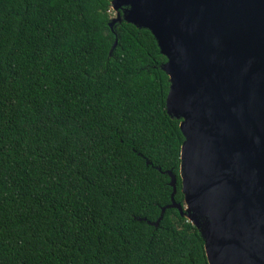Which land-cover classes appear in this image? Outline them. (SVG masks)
<instances>
[{
  "label": "trees",
  "instance_id": "obj_1",
  "mask_svg": "<svg viewBox=\"0 0 264 264\" xmlns=\"http://www.w3.org/2000/svg\"><path fill=\"white\" fill-rule=\"evenodd\" d=\"M112 1L0 0V264H210L166 207L171 174L185 199L167 57L110 26Z\"/></svg>",
  "mask_w": 264,
  "mask_h": 264
},
{
  "label": "water",
  "instance_id": "obj_2",
  "mask_svg": "<svg viewBox=\"0 0 264 264\" xmlns=\"http://www.w3.org/2000/svg\"><path fill=\"white\" fill-rule=\"evenodd\" d=\"M112 6L125 8L111 27L125 20L150 30L167 57L166 107L185 137V199L175 201L171 174L166 207L199 229L210 264H264V0H113Z\"/></svg>",
  "mask_w": 264,
  "mask_h": 264
},
{
  "label": "bare ground",
  "instance_id": "obj_3",
  "mask_svg": "<svg viewBox=\"0 0 264 264\" xmlns=\"http://www.w3.org/2000/svg\"><path fill=\"white\" fill-rule=\"evenodd\" d=\"M192 214V213H191ZM190 218L195 221L197 224H200L197 217L195 215H190Z\"/></svg>",
  "mask_w": 264,
  "mask_h": 264
},
{
  "label": "rangeland",
  "instance_id": "obj_4",
  "mask_svg": "<svg viewBox=\"0 0 264 264\" xmlns=\"http://www.w3.org/2000/svg\"><path fill=\"white\" fill-rule=\"evenodd\" d=\"M112 9H113V11L115 12V13H113V15L115 16L116 15V11L118 10H115L114 8H113V6H112Z\"/></svg>",
  "mask_w": 264,
  "mask_h": 264
}]
</instances>
